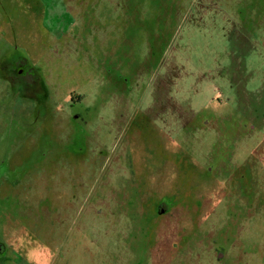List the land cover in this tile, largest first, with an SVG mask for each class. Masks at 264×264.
<instances>
[{"label":"rangeland","instance_id":"obj_1","mask_svg":"<svg viewBox=\"0 0 264 264\" xmlns=\"http://www.w3.org/2000/svg\"><path fill=\"white\" fill-rule=\"evenodd\" d=\"M0 47L16 263L264 264V0H0Z\"/></svg>","mask_w":264,"mask_h":264},{"label":"crops","instance_id":"obj_2","mask_svg":"<svg viewBox=\"0 0 264 264\" xmlns=\"http://www.w3.org/2000/svg\"><path fill=\"white\" fill-rule=\"evenodd\" d=\"M0 248V264H18L16 260L13 259V252L8 251L10 249L6 243L4 244L2 239L0 240Z\"/></svg>","mask_w":264,"mask_h":264},{"label":"flooded vegetation","instance_id":"obj_3","mask_svg":"<svg viewBox=\"0 0 264 264\" xmlns=\"http://www.w3.org/2000/svg\"><path fill=\"white\" fill-rule=\"evenodd\" d=\"M1 56H2V53H1V47H0V59L2 58ZM77 99L79 100V97H78V96H77ZM73 103H79V101L77 102V101L75 100ZM0 250H1V248H0Z\"/></svg>","mask_w":264,"mask_h":264},{"label":"bare ground","instance_id":"obj_4","mask_svg":"<svg viewBox=\"0 0 264 264\" xmlns=\"http://www.w3.org/2000/svg\"><path fill=\"white\" fill-rule=\"evenodd\" d=\"M63 18V16H61Z\"/></svg>","mask_w":264,"mask_h":264}]
</instances>
